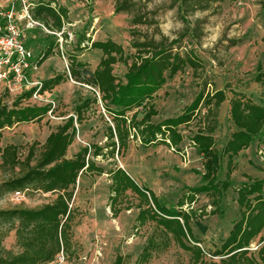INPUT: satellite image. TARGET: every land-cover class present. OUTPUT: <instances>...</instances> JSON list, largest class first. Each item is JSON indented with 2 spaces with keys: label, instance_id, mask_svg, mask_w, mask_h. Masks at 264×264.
<instances>
[{
  "label": "rangeland",
  "instance_id": "rangeland-1",
  "mask_svg": "<svg viewBox=\"0 0 264 264\" xmlns=\"http://www.w3.org/2000/svg\"><path fill=\"white\" fill-rule=\"evenodd\" d=\"M39 1L67 8L61 31H51L39 21V25L29 23L26 11L31 16ZM127 1L130 12H115L116 0H0V24L4 29L1 14L10 10L13 23L32 54L22 81L17 80L9 66L0 65L7 74V78L0 81V99L8 105L17 101L20 106L49 108L39 120L4 128L0 145H15L21 159L33 147L37 158L49 133L73 116L75 136L66 156L71 157L82 147L90 146L89 156L104 170L101 175L79 173L70 202L72 247L48 264H112L116 255L123 256L124 264H193L191 253L182 249L156 221L139 223L138 200L131 192L127 191L119 203L129 209L113 215L108 200L111 181L107 172L116 166L126 170L139 186L152 190L166 209L187 211L192 208L194 213L189 220L192 238L187 244L200 246L206 259L214 260L219 256H213V252L240 216L237 188L249 181L247 175L264 178L262 129L251 145L236 156L231 165L230 186L221 196L212 190L203 191L188 202L189 188L204 184L201 179L203 157L192 142L193 135L211 122V118H206L203 102L193 118L178 127L183 135L180 151L165 144L145 146L139 138L130 136L126 150L115 152L114 157L107 154L112 115L103 107L97 89L72 78L69 70L73 60H76L74 63L81 62L90 71L97 67L102 53L90 47L93 41L110 39L121 44L128 56V64L136 55L132 43L151 38L167 44L175 41L174 50L196 59L197 67L186 65L182 71L167 77L155 92L153 104L157 114L152 121L158 123L177 117L198 94L205 96L223 90L225 100L217 110L216 127L212 132L214 147L219 153L236 130L230 117V100L235 94L264 106L262 0H223L204 8L173 0ZM49 48L50 53L39 63ZM75 66L82 72L83 68ZM126 71L127 65L122 62L113 65V74L122 82H125ZM57 76L63 80L55 84ZM29 91L30 96L27 95ZM80 106L82 114L77 121ZM136 110L137 117L141 118L146 108ZM134 111L127 115L130 117ZM94 145L103 147L104 156L93 157ZM1 162L0 157V184L10 175ZM226 174L227 156L223 154L218 181H223ZM55 196L54 193L28 188L3 192L0 194V210L40 207ZM4 228L6 225H1V229ZM262 243L264 241L255 238L250 244L251 251L256 252ZM2 245L5 249L17 251L13 230L4 236ZM145 251L149 256L142 260Z\"/></svg>",
  "mask_w": 264,
  "mask_h": 264
},
{
  "label": "trees",
  "instance_id": "trees-1",
  "mask_svg": "<svg viewBox=\"0 0 264 264\" xmlns=\"http://www.w3.org/2000/svg\"><path fill=\"white\" fill-rule=\"evenodd\" d=\"M223 0H173L183 5L206 7L210 3ZM264 10V0L261 1ZM130 12L127 0H116L115 12ZM68 10L64 6H51L48 2L39 1L32 9V16L51 31H61L63 19ZM175 41L165 43L153 38L134 41L135 58L128 64L124 48L110 39L93 41L91 48L101 51L102 56L97 67L90 71L81 62L70 64V75L79 82L97 89L106 112L112 115L113 126H108L107 154L114 157L128 147V138H139L141 144H165L180 151L183 135L178 130L182 124L188 123L194 116L200 103L206 107V118H211L207 126L200 128L192 137L194 146L203 157V185L189 188L188 202L193 201L196 194L213 191L221 196L230 186L229 176L236 156L247 149L255 136L264 129V106L235 94L230 100V117L236 126L223 146L222 153L214 147L212 132L216 127L217 110L225 100L223 90L211 95L198 94L193 102L177 117L167 118L154 123L152 117L157 114L153 99L155 92L165 83L167 77L174 76L186 65L197 67V61L191 56H182L176 48ZM50 53L46 51L42 62ZM122 62L127 65L125 82L118 80L113 74V65ZM75 65L83 68L82 72ZM63 78L57 76L54 83ZM260 79L258 78V81ZM31 95V91L27 93ZM93 101H96L94 98ZM86 103V102H85ZM84 105V104H83ZM145 107L141 118L135 109ZM46 106H20L15 101L8 105L0 99V139L2 130L20 122L41 119L48 112ZM134 111L131 116L128 112ZM82 114L81 106L77 110V121ZM75 136L74 117L69 116L63 124L46 137L42 150L35 157L31 147L28 154L21 159L15 145H0L1 165L10 172L8 179L0 184V194L24 190L54 193L52 201L35 208L14 207L0 210V264H48L60 253H67L72 247L70 202L73 187L79 173H95L101 175L104 170L89 156L90 146H84L73 156L67 157V149ZM93 157L103 155V147L93 146ZM227 156V174L223 181H218L222 155ZM34 161V162H33ZM110 183L109 205L113 215L123 209L119 206L122 196L129 191L138 200L137 220L139 223L156 221L164 231L170 233L174 241L192 255L193 264H264V243L256 252L251 251L250 244L255 238L264 241V178H252L247 175L248 182L237 188V204L239 218L233 223L228 235L213 252L219 256L217 260L206 259L203 249L196 244H187L192 238L189 220L194 210H169L160 204L154 192L139 186L122 167L116 166L108 172ZM183 204V201L180 205ZM1 225H6L5 230ZM13 230L17 251L5 249L2 240ZM194 242H198L194 241ZM149 252L145 251L142 260H146ZM112 264H124L122 255H116Z\"/></svg>",
  "mask_w": 264,
  "mask_h": 264
},
{
  "label": "built area",
  "instance_id": "built-area-1",
  "mask_svg": "<svg viewBox=\"0 0 264 264\" xmlns=\"http://www.w3.org/2000/svg\"><path fill=\"white\" fill-rule=\"evenodd\" d=\"M1 15L5 27L3 29L0 24V65L9 66L11 73L14 74L17 80L22 81L25 79L24 70L28 68L32 54L22 41L19 28L13 23V13L9 10ZM25 16H27L31 25H39L32 14L30 16L26 11ZM33 67L36 68V66ZM6 78V71L0 69V81ZM16 195H20V192H16Z\"/></svg>",
  "mask_w": 264,
  "mask_h": 264
},
{
  "label": "crops",
  "instance_id": "crops-1",
  "mask_svg": "<svg viewBox=\"0 0 264 264\" xmlns=\"http://www.w3.org/2000/svg\"><path fill=\"white\" fill-rule=\"evenodd\" d=\"M244 151V150H243Z\"/></svg>",
  "mask_w": 264,
  "mask_h": 264
}]
</instances>
